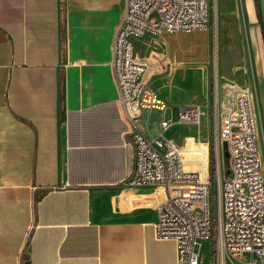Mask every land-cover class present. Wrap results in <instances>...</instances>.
<instances>
[{"label":"crops","instance_id":"0c3cea01","mask_svg":"<svg viewBox=\"0 0 264 264\" xmlns=\"http://www.w3.org/2000/svg\"><path fill=\"white\" fill-rule=\"evenodd\" d=\"M242 3L264 153V0ZM123 13L124 0H0V264H176L154 235V187L124 184L110 70ZM159 80L165 106L188 105ZM177 125L164 134L181 145Z\"/></svg>","mask_w":264,"mask_h":264},{"label":"built area","instance_id":"2783aa9c","mask_svg":"<svg viewBox=\"0 0 264 264\" xmlns=\"http://www.w3.org/2000/svg\"><path fill=\"white\" fill-rule=\"evenodd\" d=\"M214 21V0H124L110 44L111 75L132 150L124 184L154 187V235L174 242L176 264H264V168L254 85L242 88L215 76L211 142L179 145L165 136L166 106L149 86L169 60L158 51L134 50L133 40L145 33L208 31ZM200 115V104L182 106L177 124L197 127ZM219 142L227 152V176ZM204 241L210 244L207 261L200 251Z\"/></svg>","mask_w":264,"mask_h":264},{"label":"rangeland","instance_id":"374dc122","mask_svg":"<svg viewBox=\"0 0 264 264\" xmlns=\"http://www.w3.org/2000/svg\"><path fill=\"white\" fill-rule=\"evenodd\" d=\"M152 17L157 18V15L152 13ZM214 19L208 31L145 33L144 37L133 40L137 53L158 51L168 58L169 68L160 75L161 80L154 83L155 86H167L162 88V94L170 95L179 105L197 103L207 106V113L199 126L200 133L193 125L178 124V129L172 130L181 145L190 141L192 146L201 142V147H206L208 139L211 142L212 81L215 76L222 75L242 88H251L253 85L242 0H214ZM156 90L160 95V89ZM163 100L165 102V98ZM178 108V105L173 104L166 106L165 119L169 129L177 121ZM258 139L261 144V130ZM259 143L258 148L261 146ZM218 147L221 163L225 166L226 158L222 154L224 146L219 142ZM260 157L264 165V153H260ZM200 251L207 261L209 242H202Z\"/></svg>","mask_w":264,"mask_h":264},{"label":"bare ground","instance_id":"6f19581e","mask_svg":"<svg viewBox=\"0 0 264 264\" xmlns=\"http://www.w3.org/2000/svg\"><path fill=\"white\" fill-rule=\"evenodd\" d=\"M142 37H144V36H142ZM141 37V38H142ZM217 78H218V76H216ZM219 80V79H218ZM205 115V113H204V111L202 110V108H201V115H200V117H199V124H198V126L197 127H199L200 126V124H201V121H202V119H203V116ZM181 125H187V126H191V125H189V124H181ZM198 133H200L199 131H198ZM258 143H259V139H258V141H257V146H258ZM259 145H260V143H259ZM260 164H261V167H262V169L264 168V165H263V163L262 162H260Z\"/></svg>","mask_w":264,"mask_h":264},{"label":"water","instance_id":"95a60500","mask_svg":"<svg viewBox=\"0 0 264 264\" xmlns=\"http://www.w3.org/2000/svg\"><path fill=\"white\" fill-rule=\"evenodd\" d=\"M222 144H223V143H222ZM223 146H224V144H223ZM222 154H223V155L225 156V158H226V165L223 166V171H224V175L227 176L228 173H229V170H228V168H227V152H226V150H225V147H224V150H223Z\"/></svg>","mask_w":264,"mask_h":264}]
</instances>
